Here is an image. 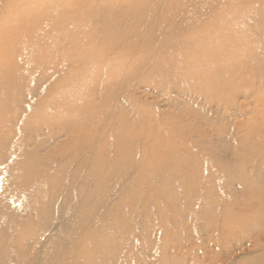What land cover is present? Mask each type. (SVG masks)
I'll return each mask as SVG.
<instances>
[{
  "label": "bare ground",
  "instance_id": "1",
  "mask_svg": "<svg viewBox=\"0 0 264 264\" xmlns=\"http://www.w3.org/2000/svg\"><path fill=\"white\" fill-rule=\"evenodd\" d=\"M31 1L0 0V264H129L153 256L156 261L142 264L178 263L185 244L178 232L181 219L170 227L154 225L145 211L143 222L135 224L133 210L142 196L157 198L162 211L185 213L182 204L195 200L191 194L200 186L195 178L205 170L198 154L224 178V195L218 197L212 193L214 175L208 174L202 216L211 223L219 206L220 231L227 238L244 226L238 244L243 256L234 264H264V225L249 229L245 222L253 215L264 218V0H212L207 9L200 3L190 11L182 4L165 9L178 13L177 25L188 29L177 40L160 30L167 18L155 9L150 10L152 24H146L147 0H92L93 8L85 5L90 0H71L70 8L57 13L36 10ZM139 32V41L132 40ZM30 33L39 36L35 45H53L67 65L25 64L24 35ZM76 34L84 35L78 43L72 39ZM72 43L86 52L77 63L66 57ZM106 45L123 53L108 59L107 52L99 53ZM138 46L147 50L143 59L121 64ZM179 55L190 64H173ZM144 58L152 61L145 77L137 73ZM151 75L160 76L150 81L156 90H167L166 96L179 89L212 103L216 116L221 109L223 124L197 125L194 131L177 115L159 123L156 116L155 125L152 115L134 120L142 110L135 92ZM132 80L137 87L128 86ZM41 88L52 94L20 127ZM106 105L108 117L101 114ZM238 114L254 117L237 123ZM144 123L143 133L138 126ZM205 126L229 157L211 147ZM254 189L260 193L258 211L233 212L253 200Z\"/></svg>",
  "mask_w": 264,
  "mask_h": 264
},
{
  "label": "rangeland",
  "instance_id": "2",
  "mask_svg": "<svg viewBox=\"0 0 264 264\" xmlns=\"http://www.w3.org/2000/svg\"><path fill=\"white\" fill-rule=\"evenodd\" d=\"M211 1L212 0H147L144 3V5L146 7L150 6L149 11L155 9L156 13H158V16H163V17L167 18L165 23L162 24V27L160 28V30L164 34L169 35L172 38V40H177V39H181L183 37V35L188 31V29H185V27H184V29H182L181 26L177 25L178 20H179L178 19L179 18L178 13H175V12L170 11V10L166 11L165 9L175 8L176 6H181V4H182V5H184V7H187L188 10L190 11V10L198 9V5H195V3H200V4H202V6L205 9H207L211 5ZM31 2H32V4H31ZM31 2H30L31 5L29 4V6H32L36 10L52 8V10L55 11L56 13L62 11L63 9L65 10L66 8H70L71 5H73V2L71 0H32ZM93 3L94 2L92 0H90V1H88V4H85V5L90 7V8H93L95 5ZM25 8H26V6H25ZM201 11H203V9L202 10H196L195 12L199 13ZM198 15L201 16L200 14H198ZM150 16H151V11L146 14V18H145L146 24H152ZM190 16H191V14L188 13V14L183 15L182 17L188 18ZM28 20L30 21V16L25 14V23H28L29 22ZM88 20L89 19H86V21H88ZM51 21H53V20H51ZM46 22H48V20L44 21V23H46ZM146 24L143 26V29L146 26ZM92 25H93V31H94L95 38L99 40L101 37V39H102L103 36H102V34H100V31L97 29V25H95L94 22H92ZM143 29H141V30H143ZM137 35H135L132 38V40L139 41V38H137V37L140 36V32ZM38 37H39L38 34H35V33L34 34L30 33V34L24 35L23 55L25 58V64H38V63L42 64L41 60H48L49 64L53 63V64H59V66H66L67 64H62L61 59H64L63 55H60L59 53L56 54L55 51H53V47H54L53 45H52L53 47L52 46H45V44L39 45V43L37 45H35L37 43L36 40ZM83 38H84L83 34H76L74 37H72L73 41H77V43L79 42L78 41L79 39H83ZM77 43H75L74 45L72 43L73 46L71 45V47L67 51V55H66V57H68L69 55L72 56V58H74V60H72V61H74L75 63L78 62L77 59L81 58L80 56H82L86 53L84 51V49L78 48ZM34 46H36L39 49H37ZM69 46L70 45H68L65 49H68ZM107 49H110V50H107ZM103 51L108 53V59H111V60L116 58V56L122 52V51H120V49L113 50L112 46H107V45L105 46V48L102 47L101 49H99V53L100 52L103 53ZM177 52H179V51H177ZM53 53H55V54H53ZM146 53H147V50L145 48L142 49L141 46H138L136 51H135V54H134L135 56L133 58L127 57L123 61L121 60L120 63L121 64L138 63L141 59H143V57L145 56ZM176 55H178V54L176 53ZM182 57H183V55H179V56L174 57L175 60L173 61V64H190V63H187L186 60H184ZM116 60H119V59H116ZM167 61H168V59H166L165 64H168ZM141 64H144V66H143L144 68L140 69V71L137 72L138 75L140 76V74H141V75H143V77L148 76L149 72H151L152 61L150 59L149 60L145 59V61H143ZM170 64H172V63H170ZM68 71L69 72L72 71L71 68H69ZM152 77H154L153 79H156V78H159L160 76L159 75L158 76L157 75H155V76L151 75L149 77L150 83L149 82L144 83V84L141 83V85L139 84L138 87L136 85L138 81L135 82L134 80H132V82H130L128 85V86H132V87H134L136 85V87H137L136 91L137 92H135L134 97L136 99H138L139 104L142 108L141 112H139L140 114L137 113L134 120L139 122L140 119L142 118V116L148 117V116L152 115L151 118L154 121L151 120L150 123L152 125L153 124L155 125L157 122V120L155 119V118H157L156 116H158V123H159V122H162L164 120L169 119V117L171 115H174V116L177 115L179 118H181L184 126L187 127L188 130H194V131L197 129L196 128L197 125H205L207 123L208 125L212 124V126L215 125L216 127H218L219 124H223V122L221 120V116L223 117V115L221 113L223 111L220 109V111H219L220 114L217 113L218 115L216 116V114L213 111H210L211 107H209V106H212L213 107L212 109L215 108L213 106V104L204 100L203 97H200L197 95L192 96L191 94H188L186 91H184L182 93V91H179V89L171 90L170 94H168L166 96L165 92H167V90L166 91L164 90L165 92H163V93L161 91L156 90L154 83L152 81H150V79ZM161 77H163L162 74H161ZM258 82H256V86H257ZM26 88H28V87H26ZM42 90H44V88H41L39 90L38 96H36L38 99L36 97L33 98L34 105L31 107L30 111L24 112V114H23L24 118L21 119L19 122L20 127L22 124L24 125L26 123L25 120L29 119L30 117H32L34 115L35 111L38 112V108L40 106H42V104L44 102H46L45 100H47L50 97V95L52 94L50 91H46V90H45L46 92L44 91L42 93ZM168 96H169V98H168ZM241 100H242V98L237 99L235 102L238 103ZM248 102L252 108L256 106L254 96H252V98H249ZM27 105L28 104H26V106ZM194 113H196V114H194ZM101 114L102 115L107 114V117L109 116L107 105L103 108V111ZM104 117H106V116H104ZM249 117H254V116L249 114V115H245L243 117V116L238 114L235 120L237 123H241L242 121H246ZM261 117H264L263 113L260 114V119H261ZM159 119H161V120H159ZM30 120L31 119H29L27 121H30ZM146 125H147V123H146ZM146 125L144 123V125H142V126L140 125V127L138 126V130L139 131L141 130L143 133L147 132L148 126H146ZM234 126H235L234 124H229L230 128H234ZM20 127L18 126V128H20ZM202 131L204 133H206V135L208 137L211 136V138L213 139V143H212L211 147H213L217 151V153H219L221 156H223V157L227 156L224 149L221 148V145L218 142H215L216 138H215V132L213 131V129L205 126ZM20 139H21V136H20V134H18L16 136V139H15L17 141L16 144L21 142ZM41 139H43V138H41ZM62 139L63 138H61V140ZM231 147L232 148L234 147L233 144L231 145ZM54 148H55V145L51 146V148L48 149L47 151L53 150ZM198 156L201 158V161H202L201 164H202V166H205L204 167L205 170H202L203 172L197 178H195V179H197L196 181H197L198 185H200L199 188L195 191V193L193 192L191 194V196L195 200L189 206H185L184 204H182L184 207L182 209L183 210L185 209V213H182L180 209H176V208L173 210L169 209V208H165V210L162 211V210H160L162 208H160L159 201L157 198H153L152 200H150V199L143 198L141 196V199L139 200V203L136 206V209L133 210L134 214L132 216L133 217L132 222L135 224L143 222L145 211H148L150 214H152V218H153L152 224H154V225H158V223H163L164 225L170 227L173 225L174 220L178 217L181 219V223H182L181 227L178 229L179 237L181 239L185 240V244L183 247L184 249H182V251H180V253H179L180 259L178 258V263H176V264H203V263L204 264H221V263H224L225 261H228V260L230 262H232L231 264H234L235 262L239 261L243 256L242 253L240 252L241 250H240L238 244H239L240 237H241L240 232H243L244 226H241L239 228L240 230H238L239 231L238 233L227 238L222 234L223 232L220 231V223L223 220L222 217L224 215H223V212H221L222 210H221V208H219V206L214 207L212 210L213 220L211 223L207 222L205 220V218L202 216L203 215L202 207L204 204H206V201L208 199L207 197H205V189L210 184L209 183L210 180L208 179V174L211 172L214 175V177L212 176L213 177V180H212L213 192L212 193H213V195H216L218 197L219 196L223 197V195H224V191L221 188L222 184L224 183V178H223L222 174H219L217 172L218 170L215 167V164L210 162L206 157H203L202 155L198 154ZM227 157H229V156H227ZM202 176H203V178H202ZM204 184H205V187H204ZM174 185H177V183ZM262 186L264 187V180L262 182ZM237 192L240 193L239 190H237ZM255 192H257V191H255V189H254V191H252L250 194V195H252V198H253L252 201L249 202L246 199L247 204L243 203L244 204L243 205V204L239 203L240 205H236L239 208L237 209L234 207L232 209L233 212L236 211L235 213H238L237 212L238 210H239V212H243V211L248 212L251 210L252 211H258L256 200H258V198H260V193L259 192L255 193ZM245 198L243 196L240 199V201L245 202ZM240 201H238V202H240ZM186 210H187V212H186ZM245 212H243V213H245ZM179 213L185 214L186 216L184 215L185 217L184 216L181 217L179 215ZM195 216H197V217H195ZM186 221H188L189 223ZM245 222H246L247 226H249V229H253V228H256V226L259 227V225L260 226L264 225V218L260 217V215H256V216L253 215L249 220H247ZM187 246H188V248H187ZM246 247H247V245L245 244L243 246V248H246ZM221 250L224 252V254ZM261 250H264V239L260 240V252H262ZM140 259L141 260L139 262H138V260H139L138 259L137 261H134V262L129 263V264H142L143 262H148V261L150 262L152 260L156 261L157 256H153L150 259H144L143 257H140ZM145 264H148V263H145Z\"/></svg>",
  "mask_w": 264,
  "mask_h": 264
}]
</instances>
